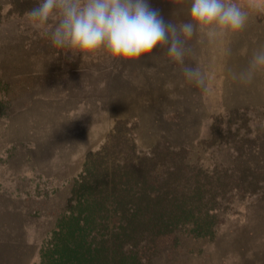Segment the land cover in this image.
<instances>
[{"label": "rangeland", "instance_id": "rangeland-1", "mask_svg": "<svg viewBox=\"0 0 264 264\" xmlns=\"http://www.w3.org/2000/svg\"><path fill=\"white\" fill-rule=\"evenodd\" d=\"M37 2L0 0V264L52 263L80 210L88 165L96 172L112 158L135 165L166 152L217 172L205 197L216 208L207 213L204 204L172 232L125 238L124 262L264 264V71L248 83L232 78L264 48V0H228L246 12L244 27L186 42V59L205 73L202 88L164 49L118 62L103 50L82 60L54 47L26 16ZM149 3L165 21L188 19L190 0ZM243 166L260 179L254 190L236 189L225 173ZM108 221L95 215L88 239L111 241L119 229Z\"/></svg>", "mask_w": 264, "mask_h": 264}, {"label": "trees", "instance_id": "trees-1", "mask_svg": "<svg viewBox=\"0 0 264 264\" xmlns=\"http://www.w3.org/2000/svg\"><path fill=\"white\" fill-rule=\"evenodd\" d=\"M185 156L166 152L162 161H139L135 165L116 164L117 159L112 158L103 169L100 163L96 172L88 165L81 180L84 196L80 197V210L71 212L65 241L57 242L52 263L48 264H127L124 260L131 255L126 256L122 250L125 238H138L145 232L152 236L172 232L204 204L207 213L215 209L216 205L207 203L205 197L214 187L208 178L217 172L209 176L198 166L185 164ZM225 173L237 183L236 189L247 186L254 190L260 180L245 166ZM97 214L109 219L108 226L119 229L111 241L88 239ZM110 214L121 218L113 220ZM60 229L63 231V227ZM132 262L139 263L136 255Z\"/></svg>", "mask_w": 264, "mask_h": 264}, {"label": "clouds", "instance_id": "clouds-1", "mask_svg": "<svg viewBox=\"0 0 264 264\" xmlns=\"http://www.w3.org/2000/svg\"><path fill=\"white\" fill-rule=\"evenodd\" d=\"M26 16L33 30L47 36L54 47L79 54L82 60L103 50L113 61L137 62L164 49L183 79L201 88L206 76L195 60L186 59V42L197 33L210 39L235 33L247 20L246 12L228 0H190L188 19L178 23L165 21L149 0H38ZM260 71L264 48L252 53L232 78L248 83Z\"/></svg>", "mask_w": 264, "mask_h": 264}]
</instances>
